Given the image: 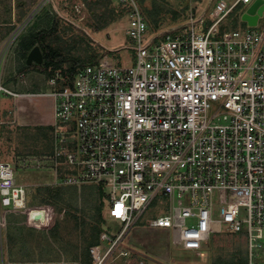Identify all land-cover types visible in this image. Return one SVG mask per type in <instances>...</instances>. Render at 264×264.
I'll return each instance as SVG.
<instances>
[{"label": "built area", "instance_id": "2783aa9c", "mask_svg": "<svg viewBox=\"0 0 264 264\" xmlns=\"http://www.w3.org/2000/svg\"><path fill=\"white\" fill-rule=\"evenodd\" d=\"M114 1L126 8L132 64L101 54L47 79L55 167L60 159L71 166L53 187L101 185L104 217L120 223L89 247L91 264L132 259L126 236L143 220L168 229L171 245L187 251L224 230L241 234L245 264H264V11L254 24L221 30L232 10L253 0H215L208 15L190 13L144 37L139 1ZM1 94L18 92L0 80ZM32 189L0 158V212L47 220L28 207ZM227 189L242 198L215 199ZM158 198L164 212L143 219Z\"/></svg>", "mask_w": 264, "mask_h": 264}, {"label": "rangeland", "instance_id": "374dc122", "mask_svg": "<svg viewBox=\"0 0 264 264\" xmlns=\"http://www.w3.org/2000/svg\"><path fill=\"white\" fill-rule=\"evenodd\" d=\"M138 1L149 21V32L144 37L155 30L185 22L190 13L193 16H206L215 2V0ZM232 1L227 0L229 4ZM94 2L97 0H0V23H6V26H0L2 28L0 80L3 85L17 80L18 74L25 66L24 54L29 44L33 42L39 46L36 39L40 32L44 44L53 51L41 48L43 56L46 57L48 53L52 55L54 52L61 56L58 66L42 60L41 64L47 70L46 77L53 75L52 67L70 71L77 65L94 61L101 54L118 60L123 66L131 65L132 61L129 60L133 49L125 34L128 18L124 17L114 0L106 2L105 6L95 5ZM252 2L243 5L241 10H232L222 20L220 27L230 28L238 24L240 26L241 22L247 24L242 16ZM76 5L80 6L79 11L75 9ZM13 11H16L15 17ZM110 15L119 16L112 26L115 30L93 33L97 29L96 26L102 25ZM7 22L12 24L8 25ZM4 31L7 33L1 37ZM98 41L104 45V49ZM106 47L114 50H108ZM38 77L40 90L49 92L52 86L45 82L47 79L44 80L40 73ZM12 100L2 99L1 103L2 107L5 105V109H0V158L19 161L26 155H36L32 163H28V167L15 161L14 171L15 175L16 172H20L19 176L26 183L28 180L36 181L27 183L33 188L28 207L39 209L35 213L38 219H41L40 210L46 211L48 217L44 221H27L24 213L0 212V216H4L5 219V224L0 225V264H84L85 257L90 256L86 246L94 237L96 228L99 227L101 232L105 229L117 230L120 223L104 217L108 196L101 185L90 183L83 187H53L56 178L54 173L56 160L52 157L53 134L50 129L40 125H16L12 117ZM28 103L29 108L25 105L18 109L24 121H35L37 117L32 116L33 112L45 117V110L39 108L40 111H36V105L32 104L31 100ZM22 119L20 120L23 121ZM58 166L60 174L69 171L68 168L71 169L65 159H60ZM30 173H36L38 179L30 177ZM89 186H100L104 192L103 221H97V198ZM45 188H51V191L47 192ZM54 188L61 190L56 198L51 196L56 190ZM242 195L243 192L229 189L214 193L215 199L221 203L242 198ZM161 200L163 199H156L145 212L143 219L164 212ZM49 217L59 223L54 233L47 227ZM140 224L141 226L132 228L126 236L128 246L132 250L136 249L138 254L126 263L116 260L109 264H225L234 258L236 248L245 251L244 236L231 231L224 230L212 235L200 251L194 252L172 246V235L168 229L149 230L146 228V220ZM223 228H226L225 224ZM134 241H138V244H134ZM102 245L104 247L105 243L102 242Z\"/></svg>", "mask_w": 264, "mask_h": 264}, {"label": "crops", "instance_id": "0c3cea01", "mask_svg": "<svg viewBox=\"0 0 264 264\" xmlns=\"http://www.w3.org/2000/svg\"><path fill=\"white\" fill-rule=\"evenodd\" d=\"M14 17L16 16V11H13ZM124 17H126L124 15ZM115 21H112L111 23H109L108 25H105L104 27H101L99 29H95V31H93V33H101L104 30H115L114 28H112L113 24ZM6 23H0V26H6ZM8 25L12 24L7 22ZM1 28V27H0ZM9 28V27H7ZM99 43V41H98ZM100 44V43H99ZM34 46V45H33ZM32 46V47H33ZM100 46L104 49V45L100 44ZM40 47V46H39ZM101 48V50H102ZM31 48H28L26 51V55H25V66L28 64V68H24L23 66V70L20 72V74H18V78L17 80H12L9 81L8 83L6 82L5 86L15 92H18V95L16 96H0V109H5V105H3V107L1 106V103H3L2 99H8V98H12V117L14 122L16 123V125L18 126H31V125H40L43 128H48L51 130L52 134L54 131L53 128V122H54V113H53V100L50 94H48L46 91H41V84H40V79L38 77L39 73L42 75V77L44 78V80L48 79L49 77L47 76V70L46 67L43 66L41 62H36V61H32L31 63H27L26 62V57L28 52L30 51ZM41 49V48H40ZM108 50H114L113 48H107ZM42 52V49H41ZM43 54V52H42ZM91 60V59H90ZM37 64V65H35ZM79 66V65H77ZM75 66L73 69L70 70V72L72 73V71H74V69L77 67ZM57 70H61V69H57ZM62 71V70H61ZM63 72V71H62ZM69 71H65L63 73H69L71 74ZM46 77V78H45ZM47 83V81H45ZM38 87V88H37ZM31 100L32 104L36 105V111H40V109L45 110L46 115L45 117H42L41 115H38L39 113H32V116H36L37 118L35 119V121H28V120H23L20 114V110H18L20 107L23 106H29L28 101ZM29 108V107H28ZM40 108V109H39ZM16 113V114H15ZM19 113V114H18ZM15 114V115H14ZM19 116V117H18ZM25 118V117H23ZM20 119H22L23 121H21ZM19 120V122H18ZM53 150V148H52ZM33 157H36V155H26L25 157H23V159H19V161L16 160H12L11 162L15 165L16 163L20 162L21 165H23L24 167H28L29 164L32 163V159ZM42 157H44V155H42ZM52 157L55 159L54 154L52 153ZM25 160V161H24ZM56 160V159H55ZM16 161V163H15ZM29 163V164H28ZM55 162H54V173H55V177L60 176L61 171H59V166L56 167L55 169ZM20 172H16V178L18 180V182L22 183V184H27L29 182H36L34 180H28L27 183L25 180H23L20 176H19ZM58 175V176H57ZM30 177H35L36 180L38 179V175L36 173H30ZM54 177V178H55ZM141 226V224L135 226V227H139ZM133 227V228H135ZM147 229L149 230H153L154 228H149L146 226ZM136 231V229H135ZM134 244H138V241H134ZM134 250V254H138V251L136 249ZM167 253V251H166ZM146 254V252H145ZM139 258V256H138Z\"/></svg>", "mask_w": 264, "mask_h": 264}, {"label": "trees", "instance_id": "16d2710c", "mask_svg": "<svg viewBox=\"0 0 264 264\" xmlns=\"http://www.w3.org/2000/svg\"><path fill=\"white\" fill-rule=\"evenodd\" d=\"M106 2H108V3H110L111 2V0H97V2H94V4L95 5H106L107 3ZM140 3V2H139ZM119 8L121 9V12H123V14L125 15V13H126V8L125 7H123V6H121V5H119ZM241 6L239 5V6H237L234 10L235 11H238V10H241ZM142 10H143V8H142ZM112 13H114V11L112 10ZM143 13H144V15H145V17H146V14H145V12H144V10H143ZM119 16H107V19L104 21V23L102 24V25H99V26H96L97 27V29H99V28H101V27H104L105 25H108L109 23H111L112 21H114V20H116L117 18H118ZM146 19H147V17H146ZM187 19V17L185 18V20ZM147 22H148V24H149V21L147 20ZM239 25V24H238ZM238 25H234L233 27H230V28H223L222 26L220 27V29L221 30H227V29H233V28H236ZM240 25L242 26V25H245L243 22H241L240 23ZM0 29H2V28H0ZM7 33V31H4V32H2L1 33V37H3V36H5V34ZM42 32H40L38 35H37V39H36V41H37V43L39 44V46H40V48H44V49H47V50H49V51H51V52H53L52 50H51V48L50 47H48L46 44H44V42H43V38H42ZM34 45V43L32 42V43H30L29 44V47L28 48H31L32 46ZM27 48V49H28ZM24 55H26V54H24ZM58 55V54H57ZM56 55V53L54 52L52 55H50L49 53H48V55H46V57L45 56H43V61H45L46 63H54V65H56V66H58L59 65V63H58V61H59V57H61V56H57ZM92 62V61H91ZM85 64V63H84ZM28 67H30V66H28V64L26 65V66H24V68H28ZM57 69H60L59 67H56V68H54V67H52V72H53V75H54V73H55V71L57 70ZM61 71V70H60ZM63 71V70H62ZM61 71V72H62ZM63 72H65V71H63ZM70 72V71H69ZM73 72V71H72ZM71 73V72H70ZM48 75H49V73H48ZM67 172H69L68 170L67 171H64L63 172V174H66ZM90 188H91V190H92V192H94L95 193V196H96V198H97V221H103V214H102V210H103V207H104V200H103V198H104V192H103V190H102V188L100 187V186H97V187H94V186H89ZM54 189H56V188H54ZM45 190L47 191V192H50L51 191V188L49 189V188H45ZM60 192H61V190L60 189H56L55 191H53V194H51V196H52V198H56V196L57 195H60ZM55 195V196H54ZM47 224H48V228H49V231L51 232V233H54L55 232V230H56V228L59 226V223L57 222V220L56 219H53L52 217H49L48 218V221H47ZM100 232H101V229L98 227V228H96V231L94 232V237L92 238V239H90L89 240V243H88V245L86 246L87 247V249H88V252H89V247L91 246V245H93V244H95L96 242H97V238H98V235L100 234ZM245 262H246V258H245V255H244V252H243V249H241V248H236V250L234 251V258H232V259H230V261L229 262H225V264H245ZM84 264H91V257L89 256V255H87L86 257H85V260H84Z\"/></svg>", "mask_w": 264, "mask_h": 264}, {"label": "water", "instance_id": "95a60500", "mask_svg": "<svg viewBox=\"0 0 264 264\" xmlns=\"http://www.w3.org/2000/svg\"><path fill=\"white\" fill-rule=\"evenodd\" d=\"M262 11H264V1L263 0H253L250 4L247 11L243 14V19L247 22V24H254L257 15H259ZM43 60V54L38 45H34L31 47L30 51L27 54L26 62L31 63L32 61L41 62Z\"/></svg>", "mask_w": 264, "mask_h": 264}]
</instances>
